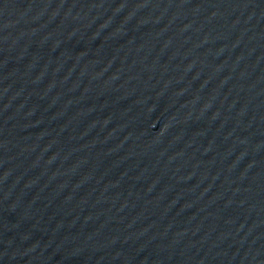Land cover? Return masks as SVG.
Here are the masks:
<instances>
[{"label": "water", "instance_id": "95a60500", "mask_svg": "<svg viewBox=\"0 0 264 264\" xmlns=\"http://www.w3.org/2000/svg\"><path fill=\"white\" fill-rule=\"evenodd\" d=\"M0 264H264V0H0Z\"/></svg>", "mask_w": 264, "mask_h": 264}]
</instances>
